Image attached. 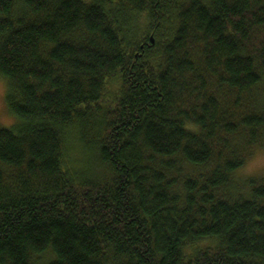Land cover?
<instances>
[{
  "label": "trees",
  "instance_id": "16d2710c",
  "mask_svg": "<svg viewBox=\"0 0 264 264\" xmlns=\"http://www.w3.org/2000/svg\"><path fill=\"white\" fill-rule=\"evenodd\" d=\"M0 78V264H264V0H0Z\"/></svg>",
  "mask_w": 264,
  "mask_h": 264
},
{
  "label": "rangeland",
  "instance_id": "374dc122",
  "mask_svg": "<svg viewBox=\"0 0 264 264\" xmlns=\"http://www.w3.org/2000/svg\"><path fill=\"white\" fill-rule=\"evenodd\" d=\"M6 90H7L6 81L0 78V124L1 126H4V127H10L16 122V117L8 110V106H7L6 98H5ZM73 152H74V149L71 151V154ZM76 153L77 152H75V154ZM75 157L78 158V156H75ZM257 165H264V145L256 147L254 149L253 155H251L246 160L245 164L236 171L235 178L239 181H242L248 177H264V174H262V175H252L246 178H240L241 172L249 168H254Z\"/></svg>",
  "mask_w": 264,
  "mask_h": 264
},
{
  "label": "clouds",
  "instance_id": "9594fccd",
  "mask_svg": "<svg viewBox=\"0 0 264 264\" xmlns=\"http://www.w3.org/2000/svg\"><path fill=\"white\" fill-rule=\"evenodd\" d=\"M264 174V165H257L254 168H249L240 173V178H246L252 175H262Z\"/></svg>",
  "mask_w": 264,
  "mask_h": 264
}]
</instances>
